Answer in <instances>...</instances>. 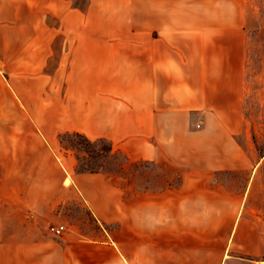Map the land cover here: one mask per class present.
<instances>
[{"label":"crops","instance_id":"1","mask_svg":"<svg viewBox=\"0 0 264 264\" xmlns=\"http://www.w3.org/2000/svg\"><path fill=\"white\" fill-rule=\"evenodd\" d=\"M87 1L104 4L101 26L69 0H0V18L5 10L31 21L5 32L25 45L7 82L46 142L105 141L122 164L117 175L68 166L71 184L59 178L45 210L23 207L29 223L77 228L80 244L72 235L23 243L66 263L81 248L91 264L93 228L72 225L74 201L102 225L101 264H255L264 257V145L244 104L247 21L264 19V0ZM47 15L65 25L47 27Z\"/></svg>","mask_w":264,"mask_h":264},{"label":"rangeland","instance_id":"2","mask_svg":"<svg viewBox=\"0 0 264 264\" xmlns=\"http://www.w3.org/2000/svg\"><path fill=\"white\" fill-rule=\"evenodd\" d=\"M69 1L70 5L79 11L91 9L94 26H101L104 4H93L87 0ZM107 5L110 11H123L125 7L132 8V4L125 3ZM2 11L1 14H5L6 17L0 18L3 32L0 35V264H86L87 260L79 257L84 252L81 248L77 249L68 263L62 260L60 252L56 256L53 252H50V256H46L45 251H38L37 242H30V248H27L22 241L25 236H30L31 240L40 237L47 241H59L60 238L49 233L48 227L52 224L50 220L34 218L32 223H29L28 219L23 217V207L27 208L30 205L45 210L46 198L54 195L53 188L59 186L58 179H61L63 187L71 184V172L70 175L65 173L68 166L74 172L105 169L117 175L121 163L105 141L90 142L81 135L63 134L57 138V147L50 146L46 142L38 130L35 119L22 107L7 82L10 76L8 71L18 72L23 68L22 57L18 56L25 50L21 40L13 42L9 39L11 36L6 34L9 32L8 27L27 26L31 21L23 17L11 18L10 13ZM121 21L123 18H111L110 24L115 26ZM46 25L47 27L64 26L65 20L63 19L61 23L56 16L47 15ZM247 27L251 29V35L246 72L248 92L244 104L245 118L256 125L253 138L259 142L258 146L261 148L264 145V136H262L264 126H261L264 124V19H250L247 21ZM7 39H9L8 44H6ZM35 86L39 84L35 82ZM32 94L34 99H30V102L36 104L37 93L32 92ZM65 178L69 181L67 184ZM73 205L77 213L71 223L79 229L93 228V240L86 243L88 246L86 249L94 253L91 264H101L105 240V236L101 234L102 225L91 217L89 221L81 218L80 204L73 201ZM87 212L91 213L88 210ZM76 229L67 228L60 237L76 236L80 244V240L84 238ZM39 255L42 258H38Z\"/></svg>","mask_w":264,"mask_h":264},{"label":"built area","instance_id":"3","mask_svg":"<svg viewBox=\"0 0 264 264\" xmlns=\"http://www.w3.org/2000/svg\"><path fill=\"white\" fill-rule=\"evenodd\" d=\"M66 230L67 226H65L64 224H53L49 226L50 233L55 237L62 236ZM255 264H264V257L256 260Z\"/></svg>","mask_w":264,"mask_h":264}]
</instances>
